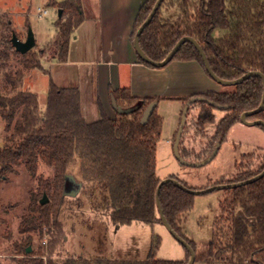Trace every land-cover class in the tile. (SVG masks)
Listing matches in <instances>:
<instances>
[{"label": "trees", "instance_id": "16d2710c", "mask_svg": "<svg viewBox=\"0 0 264 264\" xmlns=\"http://www.w3.org/2000/svg\"><path fill=\"white\" fill-rule=\"evenodd\" d=\"M157 0H145L133 25L132 42L141 25L150 15ZM50 5L68 12L57 18L56 61L68 60L70 41L76 27L87 16L82 0H49ZM179 9L177 19L170 21L164 11ZM0 72L5 84L0 83V117L5 122L4 145L0 147V178L19 166H25L32 177H37L41 163L52 168L53 181L39 179L37 191H31L27 213L21 218L19 233L22 240L15 244L17 255H24L21 264H187L179 261L116 260L108 258L69 257L63 263L55 261L54 254L62 244L64 225L60 219L66 198L79 185H91L90 198L95 211L109 217L114 225L142 222L148 225L162 223L156 204L160 182L157 175V144L161 137L163 118L154 109L147 123L143 118L148 107L159 103L157 96H136L130 87L110 88V101L116 117H110L101 105L99 120L88 122L82 114L81 91L75 86H59L50 80L44 111L40 110L38 95L22 90L23 72L8 73L9 51L18 55L27 70L42 69V53L35 49L22 55L11 42V24L0 20ZM194 38L202 47L213 72L221 79L236 80L249 72L264 74V0H164L151 23L139 38L145 54L154 61H163L183 37ZM150 68L157 67L145 62ZM173 61L196 62L210 77L201 53L190 42L185 43ZM46 71V70H45ZM48 72V71H46ZM211 78V77H210ZM264 95L261 77L251 76L235 86L222 90H208L189 97H179L184 106L195 96H202L227 111L207 139L200 152H187L183 137L192 130L204 139L206 128L216 122L214 110L206 101L191 104L180 143L181 156L194 162L214 158L230 129L241 116L260 107ZM196 111V115L192 112ZM250 121H264V109L250 116ZM263 127V126H261ZM264 128V127H263ZM264 152V149H262ZM79 161L81 181H75L69 171ZM255 154L242 157L236 172L219 184H233L248 180L264 171V153L258 169H251ZM170 178L178 180L175 175ZM221 215L215 222L213 239L202 245L189 240L183 228L182 217L194 206V194L174 183L163 185L160 202L172 228L194 249L195 264H264V176L259 180L235 188L224 189ZM49 202L41 205L42 196ZM241 210L242 214L238 213ZM39 232L50 238L45 245L48 257L27 250L33 244V234ZM223 250L229 260L220 262L217 253ZM0 264H3L0 260Z\"/></svg>", "mask_w": 264, "mask_h": 264}, {"label": "rangeland", "instance_id": "374dc122", "mask_svg": "<svg viewBox=\"0 0 264 264\" xmlns=\"http://www.w3.org/2000/svg\"><path fill=\"white\" fill-rule=\"evenodd\" d=\"M82 2L87 16L91 18L75 28L68 60L58 62L55 56L59 51V35L55 23L59 5H50L49 0H0V20L10 22L11 37L14 32L20 40L25 41L29 28L35 34L37 45L34 49L42 53L44 70H27L21 58L9 51L6 71L13 75L18 71L23 72L22 90L38 95L41 111L46 108L50 80L59 86L75 84L80 88L82 110L88 122L101 118V105L108 116L116 117L111 101L108 100L110 83L114 87L132 84L134 93L144 92L161 98L157 105V111L163 118L161 137L157 144L159 179L165 180L175 175L194 190H204L220 185L219 182L234 175L237 163L245 155L254 153L255 159L250 167L259 168L264 153V128L242 122L230 129L217 155L207 164L199 167L182 165L174 152L184 109L183 101L178 98L191 96L196 87L206 89L209 86L211 89L222 90L224 86L209 77L204 80L203 76L196 73V62L173 61L164 68L154 70V74L150 76L139 77L133 74L131 65L127 63V43L131 56L134 57L135 53L128 39V32L133 30L134 8L129 5L123 17V14L119 15L116 11L118 4L103 5L104 0ZM179 13V9L164 11V17L174 21ZM68 15V12L63 11L62 16ZM113 42L121 63H110L108 49ZM0 83L5 84L3 72H0ZM196 113L193 111L192 115ZM214 114L216 122L207 126L204 139L196 137L192 130L184 134L183 147L187 152L201 151L207 139L215 134L217 124L226 116L227 111L215 109ZM5 135V122L0 117V147L4 145ZM194 160L193 155L189 157V161ZM79 166L76 159L69 170L75 181L82 180ZM41 178L50 181L54 178L52 168L43 163L35 178L25 166L17 167L14 173L8 175V179L0 178V260L3 264H21L19 261L25 257L17 255L15 244L22 240L19 233L21 218L27 213L30 193L37 191ZM91 187L83 183L76 195L68 196L65 200L60 215L64 237L54 254L55 261L63 263L69 257L145 261L151 255L157 260L187 259V249L163 223L148 225L133 222L119 226L114 225L108 216L95 211L94 202L89 196ZM223 199L224 192L220 189L195 196L192 210L182 217L184 233L189 240L202 245L213 239ZM238 213L242 214V211L239 210ZM33 239L32 252L48 257L45 243L49 242V236L37 232L33 234ZM217 258L220 262L229 260L223 250L217 253Z\"/></svg>", "mask_w": 264, "mask_h": 264}, {"label": "water", "instance_id": "95a60500", "mask_svg": "<svg viewBox=\"0 0 264 264\" xmlns=\"http://www.w3.org/2000/svg\"><path fill=\"white\" fill-rule=\"evenodd\" d=\"M164 0H157L156 4L154 5L150 15L148 16V18L146 19V21L141 25V27L138 29L137 33L135 34L134 37V41H133V45L135 48V51L137 53V55L143 59L145 62L157 67V68H164L166 67L168 64L171 63V61L173 60L174 56L176 55V53L180 50V48L187 42L192 43L193 45H195V47L198 49V51L201 53L204 63H205V67L206 70L208 71L211 79H213L215 82L223 85V86H235L237 84L242 83L244 80H246L247 78L251 77V76H259L262 78L263 83H264V74L262 72L259 71H255V72H249L246 75L240 77L239 79L236 80H224L219 78L212 70L210 63L206 57V54L204 53L202 47L199 45V43L192 37L189 36H185L183 38H181L176 45L173 47V49L171 50V52L168 54V56L160 62L154 61L151 58H149L145 52L142 50L141 46H140V42H139V38L142 35V33L144 32L145 28L151 23V21L153 20L154 16L156 15L157 11L159 10V8L161 7L162 3ZM62 9H59L58 12V17L61 18L62 17ZM11 42L12 45L14 47V49L24 55L26 53H28L29 51L33 50L36 45H37V41H36V37L35 34L33 32V30L31 28H29L28 30V34H27V38L25 41H22L19 39V37L17 36L16 33L13 32L12 34V38H11ZM197 101H206L208 103H210L211 105H213L214 107H216L217 109H223L222 106L213 103L209 100H207L206 98L202 97V96H195L192 97L190 100L187 101L186 105L184 106L183 112H182V116H181V122H180V127L178 129L177 132V136H176V140H175V145H174V152H175V156L178 159V161L182 164V165H187V166H192V167H199V166H203L205 164H207L212 158H209L207 160L201 161V162H191L188 160H185L180 153V143H181V139H182V135L184 132V128L187 122V118H188V111H189V107L191 106L192 103L197 102ZM158 103L154 102L152 103L148 109L145 112L144 118H143V123H147L148 119L150 118V116L152 115L154 109L157 107ZM264 109V95H263V99L261 102V105L258 109L253 110V111H248L245 112L242 116H241V122L249 125V126H263L264 127V121L262 120H254V121H250L248 120V118L258 112H260L261 110ZM264 176V171L248 180L239 182V183H233V184H220V185H215V186H211L208 187L207 189L204 190H194V189H190L188 187H186L185 185H183L182 183H180L178 180L176 179H172V178H168L165 180H162L158 186L157 192H156V204H157V208H158V212H159V217L163 223V225L167 228V230L189 251L190 253V259L188 261L187 264H195L196 262V253L194 251V249L190 246V244L184 240L173 228L172 226L169 224L168 220L165 217L164 211L162 209L161 206V202H160V192H161V188L163 187L164 184L172 182L174 183L176 186H178L179 188L190 192L194 195H199V194H206L209 192H212L214 190L220 189V190H224V189H228V188H235L241 185H245V184H249L252 182H255L257 180H259L260 178H262ZM81 184L79 185V189L77 190H72V192L69 194V196H74L78 193V191L81 188ZM49 202V198L48 196L45 194L44 197L41 200V205H45ZM32 251V247H29L27 250V253H30Z\"/></svg>", "mask_w": 264, "mask_h": 264}, {"label": "crops", "instance_id": "0c3cea01", "mask_svg": "<svg viewBox=\"0 0 264 264\" xmlns=\"http://www.w3.org/2000/svg\"><path fill=\"white\" fill-rule=\"evenodd\" d=\"M145 0H104V2H102V4L104 5H111V4H118L119 7L117 8V12L119 13V15L123 14V17L125 16V13L126 11L128 10V6L131 5L133 8H134V22H135V18L138 14V11L141 7V5L144 3ZM126 9V10H125ZM115 13V12H114ZM113 13V14H114ZM134 22H133V25H134ZM100 24V23H99ZM99 31V30H98ZM133 32V30H132ZM132 32H128V39H129V44H131L130 46H132L133 48V52L135 53L134 57L131 56V49L127 43V46H128V49H127V56H128V60H127V63L128 65H131V68H132V73L135 74V75H138L139 77H144L146 75H152L154 74V70H156L155 68H150L148 66H145L143 64L140 63L139 61V58H138V55L136 56V51H135V48H134V45H133V42L131 40V35H132ZM100 34H101V31H100ZM101 39V38H100ZM115 42L112 43L111 47H109V55L111 57V60H110V63L114 64V63H121V61L119 60L120 58H118L117 56V52H116V49H115ZM119 61V62H118ZM52 63H50L51 65ZM198 64V63H196ZM199 66V67H197ZM196 67V73L200 74V76H203L204 80H208L206 78H208L209 76L205 73V71L200 67V65L198 64ZM210 78V77H209ZM208 82V81H207ZM73 86H75V84H73ZM77 87V86H75ZM124 87H130L131 90H132V93L136 96H154L152 94H145L144 92H139V93H134V88H133V85L132 84H129V85H126ZM110 88H113V89H117V88H121V87H114L111 83L109 84V89H108V92H110ZM208 90H215V89H211L209 86H207L206 89H204L203 87L202 88H199V87H196V89L194 91H192V94L191 95H194V94H200V93H204ZM108 100L110 102V93H108ZM111 104V103H110ZM82 114H83V110H82ZM84 116V114H83ZM85 118V116H84ZM86 119V118H85ZM87 120V119H86ZM88 121V120H87Z\"/></svg>", "mask_w": 264, "mask_h": 264}, {"label": "built area", "instance_id": "2783aa9c", "mask_svg": "<svg viewBox=\"0 0 264 264\" xmlns=\"http://www.w3.org/2000/svg\"><path fill=\"white\" fill-rule=\"evenodd\" d=\"M47 11H45V13H46Z\"/></svg>", "mask_w": 264, "mask_h": 264}]
</instances>
